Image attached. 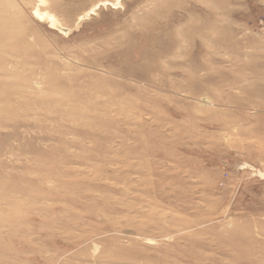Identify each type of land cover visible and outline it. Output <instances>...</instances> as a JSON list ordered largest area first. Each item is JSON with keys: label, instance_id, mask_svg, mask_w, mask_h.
<instances>
[{"label": "rangeland", "instance_id": "1", "mask_svg": "<svg viewBox=\"0 0 264 264\" xmlns=\"http://www.w3.org/2000/svg\"><path fill=\"white\" fill-rule=\"evenodd\" d=\"M0 264H264V0H0Z\"/></svg>", "mask_w": 264, "mask_h": 264}, {"label": "bare ground", "instance_id": "2", "mask_svg": "<svg viewBox=\"0 0 264 264\" xmlns=\"http://www.w3.org/2000/svg\"><path fill=\"white\" fill-rule=\"evenodd\" d=\"M40 4H44L45 3V0H39ZM34 17L37 19V20H46V21H49L50 24L52 25H55V17L52 13L50 12H47V11H41L39 8L35 9L34 10Z\"/></svg>", "mask_w": 264, "mask_h": 264}]
</instances>
